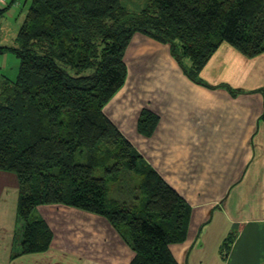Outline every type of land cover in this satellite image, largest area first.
I'll list each match as a JSON object with an SVG mask.
<instances>
[{"label": "trees", "instance_id": "trees-1", "mask_svg": "<svg viewBox=\"0 0 264 264\" xmlns=\"http://www.w3.org/2000/svg\"><path fill=\"white\" fill-rule=\"evenodd\" d=\"M144 1L135 13L122 0H32L16 45L0 47L21 62L15 80L0 76V171L20 186L14 259L50 249L37 210L63 205L105 217L135 252L131 264H178L171 246L186 242L193 208L105 108L126 84L137 33L169 45L185 76L207 88L201 73L224 43L249 59L264 54V0ZM159 122L144 109L139 134L151 138Z\"/></svg>", "mask_w": 264, "mask_h": 264}, {"label": "crops", "instance_id": "crops-1", "mask_svg": "<svg viewBox=\"0 0 264 264\" xmlns=\"http://www.w3.org/2000/svg\"><path fill=\"white\" fill-rule=\"evenodd\" d=\"M14 5L22 6L6 0L0 10ZM7 35V28L0 31V47H6ZM125 62L126 84L105 113L193 208L186 242L171 246L178 264H264V97L259 92L264 54L249 59L224 43L201 73L212 88L189 80L169 45L141 33L134 35ZM223 85L241 94L235 97ZM144 109L160 117L151 138L138 132ZM19 196L18 177L0 171V264H131L135 259L105 217L63 205L37 210L53 232L50 249L14 259ZM231 236L228 251L223 246Z\"/></svg>", "mask_w": 264, "mask_h": 264}, {"label": "rangeland", "instance_id": "rangeland-1", "mask_svg": "<svg viewBox=\"0 0 264 264\" xmlns=\"http://www.w3.org/2000/svg\"><path fill=\"white\" fill-rule=\"evenodd\" d=\"M19 2H21L22 4L21 7L14 5L11 8L9 17L5 16L3 19L0 20V22H2L0 24V31L4 32L5 28L8 29L7 42L5 43V46L7 47H14L16 45V40L14 42L16 36H13V32L16 33L15 35L18 34L21 25L24 21V13L30 6L32 0H19ZM122 5L126 7L129 11L136 13L144 9L146 2L144 0H122ZM0 60L2 62L0 76L3 75L6 78L15 80L18 76L21 64L19 58L14 54L9 53L4 57V59L0 58Z\"/></svg>", "mask_w": 264, "mask_h": 264}, {"label": "built area", "instance_id": "built-area-1", "mask_svg": "<svg viewBox=\"0 0 264 264\" xmlns=\"http://www.w3.org/2000/svg\"><path fill=\"white\" fill-rule=\"evenodd\" d=\"M6 0H0V7L1 5L5 4Z\"/></svg>", "mask_w": 264, "mask_h": 264}]
</instances>
